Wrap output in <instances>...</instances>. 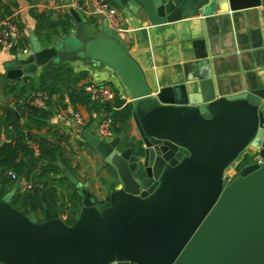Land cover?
Here are the masks:
<instances>
[{
  "label": "water",
  "instance_id": "obj_1",
  "mask_svg": "<svg viewBox=\"0 0 264 264\" xmlns=\"http://www.w3.org/2000/svg\"><path fill=\"white\" fill-rule=\"evenodd\" d=\"M152 26L217 14L226 0H111ZM232 10L264 0H228ZM77 31L21 59L10 78L84 60L119 75L134 108L140 141H104L82 132L89 148L115 169L121 186L101 200L89 183L74 226L60 207L39 222L17 210L0 184V264H264V162L234 172L253 148L264 158V89L217 97L208 63L193 86L153 94L120 37L108 27L95 38L72 10ZM78 187L79 183L75 182Z\"/></svg>",
  "mask_w": 264,
  "mask_h": 264
},
{
  "label": "crops",
  "instance_id": "obj_2",
  "mask_svg": "<svg viewBox=\"0 0 264 264\" xmlns=\"http://www.w3.org/2000/svg\"><path fill=\"white\" fill-rule=\"evenodd\" d=\"M73 1H2L12 12L21 35L12 45L0 46V107L14 103V96L9 93V88L22 84L27 78L24 77L21 81L10 78V73L18 61L32 55L36 50L59 43L63 36H70L77 31L74 21L69 35H64L62 31L59 37L49 35L38 29L37 16L48 13L52 22H58L62 16L71 14L73 9L70 6ZM250 2L252 0H245L244 4ZM113 5L116 6L114 3ZM218 5L217 14L207 17L201 15L162 26H152L144 15H132L118 7L121 30L115 34L120 37L121 45L127 49L132 59L141 67L146 83L154 95L175 84L193 86L198 78L197 71L202 72L197 66L202 57H205L204 60L208 63L217 97L251 94L253 91L264 89V4L241 6L237 10H232L228 0L221 1ZM80 15L83 21L87 20L85 16ZM93 21L94 25L85 24L89 38L97 37L107 28L103 20ZM26 50L29 51L28 54H25ZM69 64L77 74H87V79L82 82L84 85H110L119 91L126 103L131 104L126 94L127 88L119 75L84 60ZM39 74L28 78L37 79ZM54 102L58 103L54 116L49 125L37 134L54 143L59 141L61 136L67 139H64L62 146L66 149V157L71 162L72 169L76 170V181L79 183L77 190L88 182L93 196L101 200L108 195L110 186L119 189L121 182L115 169L91 150L86 142L83 144L82 132L90 130L96 133L103 115L91 112L87 106L73 107L69 104L67 96H60L57 100L55 98ZM78 113L81 114L84 125L75 121L74 117ZM131 122L129 135L132 139L140 141L136 123L133 119ZM116 138L119 137L114 135L110 141ZM4 139L5 135H2L1 142H4ZM130 144H127L128 147H131ZM74 154L80 155L78 162H73ZM44 216L39 215L42 221Z\"/></svg>",
  "mask_w": 264,
  "mask_h": 264
},
{
  "label": "trees",
  "instance_id": "obj_3",
  "mask_svg": "<svg viewBox=\"0 0 264 264\" xmlns=\"http://www.w3.org/2000/svg\"><path fill=\"white\" fill-rule=\"evenodd\" d=\"M2 1L0 22L12 16L9 7L3 5ZM28 1L32 3L35 0ZM37 20L38 29L58 37L60 31L69 35L74 22L71 14L62 16L58 22H52L48 13H42L37 16ZM84 23L94 25L95 21L84 19ZM87 77L86 73L77 74L69 63L46 66L37 79L27 77L22 84L10 87L9 93H13L14 103L0 107V184L4 197L10 194L9 202L17 210L23 214L33 211L39 222H43L39 215L44 216L46 210L53 213L60 207L61 219L69 226H74L82 208V200L75 186L77 173L72 169L66 149L62 146L64 139H67L61 136L54 143L37 134L49 125L54 116L58 108L55 98L67 96L73 107L83 105L91 112L109 116L114 122L113 133L116 137H121L126 145L137 142L129 135L134 112L132 104L126 103L114 87H111L115 93L112 103L93 101L86 92L87 85L82 83ZM44 97L45 106L40 108L35 105L37 99ZM2 135H5L4 142H1ZM251 162L246 157L238 171ZM10 171L18 178L32 182L34 188L22 194L17 182L9 177Z\"/></svg>",
  "mask_w": 264,
  "mask_h": 264
},
{
  "label": "built area",
  "instance_id": "obj_4",
  "mask_svg": "<svg viewBox=\"0 0 264 264\" xmlns=\"http://www.w3.org/2000/svg\"><path fill=\"white\" fill-rule=\"evenodd\" d=\"M71 9L78 11L89 20H103L106 26L113 32L116 33L121 30V23L119 19V9L113 5L111 0H74ZM21 31L18 29L17 22L15 18L8 17L0 22V46H9L15 43V40L20 38ZM29 51H25V54H28ZM86 92L90 95L91 99L96 102H101L105 104L112 103L115 99V93L110 85L104 84H87ZM46 97L37 99L35 105L38 107L45 106ZM75 121L79 125H84L83 118L81 114H76L74 117ZM99 128L96 132L97 136L104 141H110L114 137L113 126L114 122L110 119L109 116H104L99 121ZM251 159V164H262L264 158L261 157L259 151L253 153V155L247 156ZM238 168L229 174H226L225 177V186L230 185L239 175ZM18 184V189L22 194L29 192L34 188L32 182L27 181L26 179L18 178L17 175L10 171L8 173Z\"/></svg>",
  "mask_w": 264,
  "mask_h": 264
},
{
  "label": "rangeland",
  "instance_id": "obj_5",
  "mask_svg": "<svg viewBox=\"0 0 264 264\" xmlns=\"http://www.w3.org/2000/svg\"><path fill=\"white\" fill-rule=\"evenodd\" d=\"M94 155V154H93ZM80 157V155H77V154H74V158H73V162H78V160H80V159H78ZM95 157H97V156H95ZM100 161V160H99ZM100 162H102V161H100ZM10 197H11V195L9 194L8 195V198L10 199Z\"/></svg>",
  "mask_w": 264,
  "mask_h": 264
},
{
  "label": "flooded vegetation",
  "instance_id": "obj_6",
  "mask_svg": "<svg viewBox=\"0 0 264 264\" xmlns=\"http://www.w3.org/2000/svg\"><path fill=\"white\" fill-rule=\"evenodd\" d=\"M253 153H254V149L251 150L247 156H249V155H253ZM247 156H246V157H247Z\"/></svg>",
  "mask_w": 264,
  "mask_h": 264
},
{
  "label": "bare ground",
  "instance_id": "obj_7",
  "mask_svg": "<svg viewBox=\"0 0 264 264\" xmlns=\"http://www.w3.org/2000/svg\"><path fill=\"white\" fill-rule=\"evenodd\" d=\"M253 149H254V152H255V149H256V148H253Z\"/></svg>",
  "mask_w": 264,
  "mask_h": 264
}]
</instances>
